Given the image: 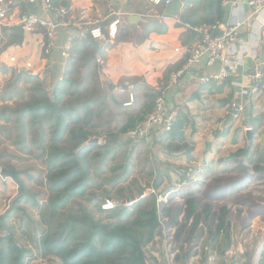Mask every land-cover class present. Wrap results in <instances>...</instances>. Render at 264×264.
Here are the masks:
<instances>
[{
	"label": "rangeland",
	"instance_id": "374dc122",
	"mask_svg": "<svg viewBox=\"0 0 264 264\" xmlns=\"http://www.w3.org/2000/svg\"><path fill=\"white\" fill-rule=\"evenodd\" d=\"M70 2L75 8L93 3L103 12H107L108 4L111 3L121 20L116 35L121 40L115 44L138 43V35L144 31L142 26L134 28L127 24L129 12L125 10H134L136 5H140L144 16H155L157 19L163 17L158 14L157 7L148 0ZM62 36L64 37V33L57 38L59 43L49 56L40 51L35 56L33 53L28 55L37 66L46 60L50 67L48 71L51 69L49 78L38 75L46 95L54 101L56 85L61 79L71 77L74 80L73 86L79 87V97L99 95L93 108L102 109V115L93 121V135L90 139L97 137L98 141L95 143L97 147L88 154V157H91L89 163L94 187L89 188L84 197H76L69 202L59 216L60 220L66 214L74 213L80 205L91 208L98 217L101 215L99 205L103 198L110 197L121 207L133 211L129 216H122L124 221H128L135 217L137 208L150 206L155 195L160 220L165 224V232L169 231V228L175 229L174 246L181 252L179 260H171L169 253L165 254L167 248L163 243V246H159L160 262L157 261L156 264H186L191 261L192 264H256L259 249L264 243V171L255 168L256 165L264 166V90L254 94L247 91L242 95L234 88L235 93H232L231 86L219 90V84L193 80L185 88L176 89L175 94L172 90L179 83L169 88L170 75L164 74L158 89L164 87L168 81L165 88L167 87L168 96L171 95L170 103L182 110L188 119L185 142L194 146L191 157H188L185 148L175 151L169 145L172 142L168 135H163L162 139L152 143H143L129 140L126 134L120 133V129L128 121L129 114L127 109L116 105L122 98L115 94L114 87L125 85L128 81L133 83L135 89L137 88L136 94L142 98L146 86H143L141 77L133 79L129 75L120 74L116 83L109 77L108 54L113 49L112 40L107 38L100 43L107 51L105 57L98 56L103 60L101 72H98L97 63H93L90 70L86 69L83 62L73 64L77 53L75 50L68 53L67 57H62ZM19 50L15 48L16 52ZM19 56L23 57L22 54ZM3 66L7 69L3 70ZM18 71L20 66L0 62V111L7 104L23 105L33 97L34 83L22 79L17 84L19 92H13L11 99L2 98L5 86L16 79ZM73 86L68 88L64 103H76L77 95L71 94ZM196 93L199 95L195 96ZM224 99L230 101L225 102ZM254 118L259 121V127L250 123V119L253 121ZM31 119L32 115L24 119V140L21 137V129L16 124V116H12L9 121L5 117L0 119V169L17 168L25 188L24 194L36 195L44 206L49 194L46 156L51 145L50 128L44 123V131L41 134V127L33 125ZM248 129H251V139L247 137ZM42 135L43 143L40 142ZM88 142L89 140L81 146ZM41 144L47 148L45 152ZM61 146L70 149L71 143L65 142ZM249 147L250 158L231 156L238 149ZM94 155L97 156L93 157ZM116 165L121 166L113 170ZM118 175L121 176L112 181ZM20 192L15 181L0 175V214L12 205ZM191 199L198 205L195 212L188 215V201ZM130 200H136V207L126 206ZM20 205L25 207V210L14 213L9 219V224L18 240L32 247L35 234L39 236L40 232L47 228L46 216L30 201L23 199ZM224 207L228 210L227 219L231 223L229 240L225 234L217 238L215 236L219 224L218 217ZM197 216L199 220L196 223ZM179 233L177 240L176 235ZM158 244L161 245L162 240H159ZM159 247L155 243L150 247V251ZM187 250L190 251L188 258L185 257ZM28 264L63 263L57 257H44L34 250Z\"/></svg>",
	"mask_w": 264,
	"mask_h": 264
},
{
	"label": "trees",
	"instance_id": "16d2710c",
	"mask_svg": "<svg viewBox=\"0 0 264 264\" xmlns=\"http://www.w3.org/2000/svg\"><path fill=\"white\" fill-rule=\"evenodd\" d=\"M54 1L57 3L61 1L66 6L71 5L70 0ZM155 6L158 9V14L162 15L165 5L162 3ZM125 11L129 13L142 12L140 5H136L134 10ZM225 17L226 10L222 6L221 0H209L206 11L202 16H196L193 12L181 13L178 16L179 21L176 26L188 25L185 34L198 38L199 32L196 28L218 21L223 22L226 20ZM127 24L134 28L137 26L143 27L144 31L138 35L140 36V42H143L151 32L166 33L168 30V24L163 17L148 23L137 24H131L127 20ZM13 30L10 42L21 44L24 39L21 27H13ZM105 33L107 34L106 29ZM112 40L114 42L112 45H114L121 38L116 36ZM104 41L94 39L91 36L74 41L70 51V53L74 50L77 52L73 59V64L83 62L87 70H90L93 63L98 65V56L101 55L103 58L106 55L107 48L100 45ZM2 69L6 70L7 67L3 66ZM22 79L34 83L32 99L23 105H5L0 111V119L5 117L9 121L12 116H16V124L21 129L23 140L26 133L24 126L26 116L32 115V124L41 127V134L44 131V123L48 124L51 145L48 149L43 144L41 146L44 152L46 149L48 151L46 168L49 194L46 205L42 206L36 195L30 193L23 195L20 192L12 205L4 213L0 214V264H28L30 257L34 254V250L44 257H57L63 264H156L158 258L147 247L154 240L161 224L155 195L152 197L150 206L137 208L135 217L128 221H124L122 216H129L133 211L128 210L123 205L121 207L120 204L115 209L108 211L101 209L99 205V213L101 215L98 217L95 216L91 208L80 205L74 213L66 214L61 220L59 218L69 202L76 197H84L86 191L94 187L89 163L91 157L89 158L88 154L97 145L94 143L81 145L93 135V121L102 115V109L95 110L93 108V105L99 99V95L86 98L79 97V87L73 86L74 80L71 77H65L56 85L55 100L52 101L46 95L45 89L37 75L20 70L16 79L5 86L1 95L2 98L6 99L8 97L11 99L13 92H19L17 84ZM66 85L67 87H64ZM71 86H73L71 94L77 95L76 103H71L70 101L64 103V97ZM110 87L112 88L113 85L111 84ZM218 88L222 90L224 85H220ZM164 92L165 86L146 92L147 110H144L142 114L130 115L127 123L120 129V133L126 134L129 129L134 127L139 120L151 111L156 97ZM224 101L228 102L230 100L224 99ZM252 122V119H250L251 124ZM187 126V116L182 110H179L173 129L163 134L168 135L173 140V143L169 145L175 151L185 148L187 156L191 157L194 146L189 145L187 142L180 143L184 139V131ZM43 140L44 137L42 135L40 142L43 143ZM65 142L71 143L70 149L61 146ZM76 149L77 151H75ZM250 154L251 150L249 147L240 148L233 152L231 156L235 158L249 157ZM95 156L97 155L93 157ZM120 166L116 165L112 169L115 170ZM255 168L264 171V166L256 165ZM120 176L114 177L112 181H115ZM157 183L158 181L156 186H158ZM23 199L32 202V205L39 209L42 215L46 216L45 223L47 228L43 229L39 236L35 234L32 247L21 243L9 224V219L14 213L25 210V207L20 205ZM188 203V215H191L195 212L198 203L194 199L189 200ZM136 205L137 202H134L130 206L134 208ZM227 213L226 207L221 209L218 217L219 224L215 233L216 238L221 234H225V237L228 240L230 239L231 223L227 219ZM115 218L117 220H114ZM198 220L199 216L196 217V223ZM179 235L180 233L176 235L177 240ZM180 254L181 252L179 251L175 255L174 259L176 261L180 259ZM189 256L190 251L187 250L185 257L188 258ZM259 264H264V244L260 253Z\"/></svg>",
	"mask_w": 264,
	"mask_h": 264
},
{
	"label": "built area",
	"instance_id": "2783aa9c",
	"mask_svg": "<svg viewBox=\"0 0 264 264\" xmlns=\"http://www.w3.org/2000/svg\"><path fill=\"white\" fill-rule=\"evenodd\" d=\"M148 1L154 5L163 3L166 7L172 0ZM27 2L38 6L40 11L22 8L16 0H0V62L12 66L18 65L20 70L37 76L41 75L42 78L50 77L51 69L48 71L50 67L47 61L43 59L45 61H42V65L37 66L30 56H19V53L15 51L18 44L10 42L14 32L13 27L20 26L24 34L37 33L39 36L36 39V46L38 51L46 56L53 52L59 42L56 41L57 38L64 33L60 54L62 57H67L74 41L88 36L100 40L114 39L121 21L111 3L108 4L107 12H103L93 7L66 6L54 0H27ZM221 3L226 10L225 21L196 28L199 36L195 42L175 48L176 53L183 56L184 62L176 72L171 74L169 88L178 84L182 78L197 80L200 83L212 81L222 83L230 79L233 73L226 67L229 61V49L237 41L243 29L257 38L256 43L251 45L250 53L255 58V64L249 70L251 82L248 87L250 91H255L264 85V58L259 59L257 54V49L261 45L260 40L264 38V0H247L246 2L221 0ZM215 30H219L220 33L215 34ZM97 61L103 63L99 57ZM201 64H204L205 68L220 67V69L200 73ZM125 86L129 99L124 105H130L135 101V86L128 81L125 82ZM167 93L166 87L165 92L156 97L151 111L126 132L129 139L152 143L158 134L173 129L178 109L170 103ZM134 202L136 200H130L126 206ZM117 205L118 203L112 198H105L100 204L101 209L106 211L115 209ZM164 227L165 224L161 221L154 240L147 247L150 249L155 243L161 247L164 243V247L167 248L165 254L169 253V259L173 260L179 252V248L174 246L175 229L169 228V231L165 232ZM159 240H162L161 245L158 244ZM160 247L152 251L156 257L159 255Z\"/></svg>",
	"mask_w": 264,
	"mask_h": 264
},
{
	"label": "crops",
	"instance_id": "0c3cea01",
	"mask_svg": "<svg viewBox=\"0 0 264 264\" xmlns=\"http://www.w3.org/2000/svg\"><path fill=\"white\" fill-rule=\"evenodd\" d=\"M16 1L22 8L40 11L38 6L29 4L27 0ZM239 1L246 2L247 0ZM208 3L209 0H183L181 13L193 12L196 16H202L206 11ZM79 7L98 8L96 7V4L93 3H91V5L89 6L81 5ZM130 13L143 14V12ZM163 18L168 24V30L166 33L151 32L143 42H138L135 44L131 42L114 44L115 46H112L113 49L109 51V77L114 81V83H116L115 81L118 80L120 74H126L131 76L133 79L141 77V79L143 80V86H146V90L144 91L142 98L136 94L137 88L134 90L135 101L130 105H124L125 101L129 99L126 86L122 85L120 87H114L115 94L122 98L121 101L116 102V105L127 109L129 114L128 116L142 114L144 110H147L148 107L146 106L145 94L149 91L148 89H158L159 81L163 80L162 78H164V74H166V76L170 75L171 77V74L173 72H176L177 69L182 66L184 58L182 55L176 53L175 48L189 45L197 40V38L185 34L188 29V25L176 26V23L179 21L178 16ZM38 36L39 35L37 33H25L22 43L18 44V48L20 49L18 53L22 54L23 56H28L33 53L35 56V54L38 52V48L36 46V39L38 38ZM63 39L64 38H62L61 40ZM256 39L257 38L255 36H252L248 32V30L243 29L237 41L229 49V61L226 67L229 68L230 71H232V77L222 83H217L214 81L210 83L219 84L218 86L224 85V87L231 86L232 93H235V89L238 90L239 94L242 95L247 91L254 94L260 93L262 90H264V85L255 91H250L248 87L251 82L249 70L255 64V58L251 56L250 51L252 50L251 45L256 43ZM260 43L261 45L257 49V54L259 59H262L264 58V38L260 40ZM199 68L200 73L214 72L220 69V67L205 68L204 64H201ZM192 82L193 80L183 78L180 80L179 85H176L173 88L172 92L175 91L176 94V89H183L185 88V86L191 84ZM166 83L168 84V81ZM198 95L199 93L195 94V96ZM170 97L171 95H169V101L171 102ZM252 124L253 126H260L259 121L256 118L253 119ZM163 135V133L158 134L154 142L157 139H162L161 137ZM185 141H187L186 129L184 131V139L182 140V142ZM170 142L173 143V140L170 139ZM157 258L160 262L159 255ZM186 264H192V261L187 262Z\"/></svg>",
	"mask_w": 264,
	"mask_h": 264
},
{
	"label": "water",
	"instance_id": "95a60500",
	"mask_svg": "<svg viewBox=\"0 0 264 264\" xmlns=\"http://www.w3.org/2000/svg\"><path fill=\"white\" fill-rule=\"evenodd\" d=\"M182 3H183V0H172L165 7L162 16L163 17H177V16H179L181 14ZM127 18L131 24L148 23L150 21L157 19V17H155V16H144L143 14H140V13H130ZM214 33L219 34L220 31L215 30ZM102 66L103 65L101 63H98V72H101ZM247 137H248V139H251V129H248ZM97 141H98L97 137L91 138V139H89L88 144H93V143L95 144V143H97ZM0 175L10 177L13 181H15L19 185L21 194L25 193V188H24L22 179L20 177V171L17 168H15V167H13V168L2 167L0 169ZM263 244L264 243L261 244V247L259 249L256 264H259L260 253H261V248H262Z\"/></svg>",
	"mask_w": 264,
	"mask_h": 264
}]
</instances>
